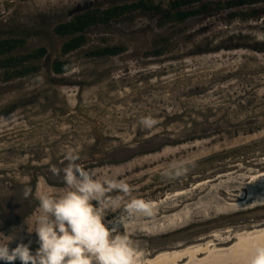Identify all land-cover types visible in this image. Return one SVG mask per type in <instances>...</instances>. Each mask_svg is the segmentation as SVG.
<instances>
[{
  "label": "rangeland",
  "instance_id": "374dc122",
  "mask_svg": "<svg viewBox=\"0 0 264 264\" xmlns=\"http://www.w3.org/2000/svg\"><path fill=\"white\" fill-rule=\"evenodd\" d=\"M138 1L0 0V41H24L15 56L48 52L26 77L7 81L0 68V243L24 221L34 230L39 194L69 190L62 171L69 152L96 179L128 183L132 191L123 203L161 202L188 191L132 222L133 239L150 250L149 260L211 239L223 248L220 240L264 228V19L213 12L161 28L159 15L139 12L90 29L87 45L66 58L72 71L54 74L52 63L68 41L55 34L58 25L90 9ZM150 1L165 9L172 2ZM157 41L167 45L162 57L152 55ZM106 48L122 53L92 55ZM148 116L158 123L142 129L139 121ZM179 162H187L183 176H162ZM26 187L32 189L27 199ZM191 204L199 215L187 226L147 232ZM226 204L236 207L226 212ZM108 220L122 226L119 213ZM24 227L19 235L35 248V234Z\"/></svg>",
  "mask_w": 264,
  "mask_h": 264
},
{
  "label": "clouds",
  "instance_id": "9594fccd",
  "mask_svg": "<svg viewBox=\"0 0 264 264\" xmlns=\"http://www.w3.org/2000/svg\"><path fill=\"white\" fill-rule=\"evenodd\" d=\"M142 129L153 128L158 121L151 116L139 121ZM63 182L69 189L63 195L39 194L34 230L27 221L13 228L7 242L0 243V264H149L150 250L133 239L131 222L137 217L155 215V205L132 198L123 203L132 188L115 177L96 179L94 173L77 163L79 156L69 152ZM187 162L174 163L162 172L178 179L187 172ZM52 171L59 170L53 167ZM119 193L120 195H113ZM24 198L32 195L26 187ZM119 213L120 228H113L108 217ZM35 234L36 247L19 235L25 230ZM15 244V247L11 245ZM248 264H264V245H257Z\"/></svg>",
  "mask_w": 264,
  "mask_h": 264
},
{
  "label": "trees",
  "instance_id": "16d2710c",
  "mask_svg": "<svg viewBox=\"0 0 264 264\" xmlns=\"http://www.w3.org/2000/svg\"><path fill=\"white\" fill-rule=\"evenodd\" d=\"M139 12L159 15V27L161 28L172 23H184L193 18L210 15L213 12H228L231 20L239 18L245 21H260L264 19V5H261V0H172L166 9L150 0H141L107 10L90 9L78 14L70 22L60 24L55 28V34L67 38L68 41L62 47V57L52 63L54 74L62 76L72 71V61L66 58L87 45L86 33L90 29L110 25ZM163 42L167 43V40ZM163 42L155 43L153 56L162 57L166 54L167 45H162ZM24 45L22 40L0 41V68L5 72L7 81L38 72L35 62L45 58L48 54L45 48H41L27 55L15 56L14 53ZM121 53V49L106 48L92 55L109 57L118 56Z\"/></svg>",
  "mask_w": 264,
  "mask_h": 264
},
{
  "label": "bare ground",
  "instance_id": "6f19581e",
  "mask_svg": "<svg viewBox=\"0 0 264 264\" xmlns=\"http://www.w3.org/2000/svg\"><path fill=\"white\" fill-rule=\"evenodd\" d=\"M226 183L228 182L223 181L221 182V184L219 183L220 185L218 186L216 184L213 187L212 191L217 193L218 189L221 188ZM205 185H207V182L199 184L200 188ZM188 194H189L188 191L187 192L180 191L177 192L176 195L174 194V196L173 195L170 196L167 200H162L161 202L153 201L152 203L155 205V209H156L155 213L161 212L160 210L162 209V207L166 206L169 203H175V200L184 197L185 195ZM194 206L195 204H191L187 206V208L183 210L180 214L173 215L167 218L164 217V220H162L158 224L164 226V224H166L167 222H181V220H187L190 217L194 218V216L196 217L197 215H199L193 209ZM199 206L200 203L198 207ZM231 207H236V206H231L230 204H226V209H227L226 212L230 211ZM221 211H225V210H221ZM138 218L143 219L145 217H137V219ZM135 219L136 218L132 220L133 223ZM132 222L131 224H133ZM146 228H148V226ZM149 231H151V229H149ZM216 241L218 240L211 239V241L209 242H205V243H203L204 241L202 243L198 242V244L189 245L187 247H179L178 249L173 251L161 252L155 255L156 257H154L153 260H149V264H248V261L250 260L254 252V248L257 245H264V228L262 229L256 228L255 230L252 231H245L243 233H239L235 236L234 239L231 236V238H228V240L227 239L220 240V242L224 241L223 248L218 247L220 243L217 244Z\"/></svg>",
  "mask_w": 264,
  "mask_h": 264
},
{
  "label": "water",
  "instance_id": "95a60500",
  "mask_svg": "<svg viewBox=\"0 0 264 264\" xmlns=\"http://www.w3.org/2000/svg\"><path fill=\"white\" fill-rule=\"evenodd\" d=\"M192 221H193V217H190L187 220H181V222H167L166 224H164V226H161L160 224L157 223V224L148 226L147 232L151 233L152 231L156 234H163L171 230L183 228L187 226L188 224H190ZM149 229H151V231H149ZM143 231H146V230L143 229Z\"/></svg>",
  "mask_w": 264,
  "mask_h": 264
}]
</instances>
